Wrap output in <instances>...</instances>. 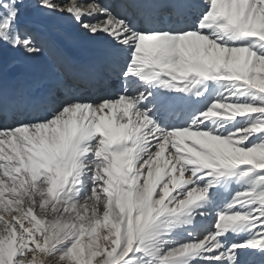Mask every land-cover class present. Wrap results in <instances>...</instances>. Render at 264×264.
I'll return each mask as SVG.
<instances>
[{"label":"snow or ice","instance_id":"snow-or-ice-1","mask_svg":"<svg viewBox=\"0 0 264 264\" xmlns=\"http://www.w3.org/2000/svg\"><path fill=\"white\" fill-rule=\"evenodd\" d=\"M25 8L112 56L95 96L0 72V264H264V0H0L37 57Z\"/></svg>","mask_w":264,"mask_h":264},{"label":"bare ground","instance_id":"bare-ground-1","mask_svg":"<svg viewBox=\"0 0 264 264\" xmlns=\"http://www.w3.org/2000/svg\"><path fill=\"white\" fill-rule=\"evenodd\" d=\"M104 2H114V0H104ZM33 11L32 8L23 9L20 23L33 32L45 51L37 57H27L23 53L14 52L13 55L7 56V60L3 58L7 54H1L0 72L3 75L5 89H29L38 82L44 87H50L56 82L66 85L77 94L95 96L96 89L88 85L94 77L104 75L111 60L112 53L106 41L84 36L71 21L59 16L57 19L69 30L70 38H63L61 32L59 35L49 33L41 29L38 23L22 18V15L26 14L27 19H34ZM117 11L122 9L117 8ZM128 12L136 14V10L133 9H129ZM143 13L144 16H141L140 20L151 17L154 21H162L168 17L170 10L146 7ZM101 83L103 87L100 91L105 94L110 93L115 85V81L106 76L100 81Z\"/></svg>","mask_w":264,"mask_h":264},{"label":"rangeland","instance_id":"rangeland-1","mask_svg":"<svg viewBox=\"0 0 264 264\" xmlns=\"http://www.w3.org/2000/svg\"><path fill=\"white\" fill-rule=\"evenodd\" d=\"M32 13L35 16L34 19L33 18L32 19H27V15L26 14H25V16L22 15L23 16L22 18L24 20H26V21L38 23L40 25L41 29H45L49 33H58L57 35H59L60 32H61V35H62L63 38H70L69 30L66 29L64 27V25H62L58 21L57 16H40L35 10ZM55 20H57V21H55ZM139 20H140V17H139ZM14 52L15 51H12V50H10L8 48H0V55L1 54H7V55L3 56V58L6 59V60H7V56L13 55ZM11 61H13V60H11ZM102 87H103V83H101V88L100 89H102Z\"/></svg>","mask_w":264,"mask_h":264}]
</instances>
